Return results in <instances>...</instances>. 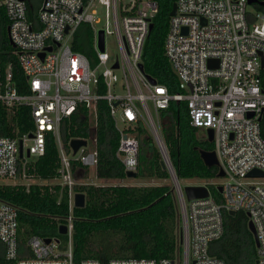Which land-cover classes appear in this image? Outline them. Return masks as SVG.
Segmentation results:
<instances>
[{"label": "built area", "instance_id": "built-area-1", "mask_svg": "<svg viewBox=\"0 0 264 264\" xmlns=\"http://www.w3.org/2000/svg\"><path fill=\"white\" fill-rule=\"evenodd\" d=\"M260 3L264 0L253 4L248 0H175V14L169 17L164 40V55L178 81L179 91L171 93L166 85L146 75L142 65L144 43L158 13L157 0H0L12 55L26 80L20 92L11 64L0 66V105L7 112L28 108L32 124L26 133L0 136V180L13 181L0 185L25 186L28 191L37 179L29 174V166L45 155L52 137L59 165L53 182L68 195L64 247L58 239L47 243L37 236L21 246L18 211L0 200V254L6 262L74 264V187L79 171L95 169L98 152L94 132L87 139H72L86 141L74 153L72 140L65 143L61 128L81 109L91 127L96 126L98 102L104 101L119 133L116 156L125 173L138 169V140L128 129L140 124L152 137L172 178L159 120L160 111L171 103H185L189 125L205 131L202 139L208 140L206 130L213 132L217 170L224 173L222 182L214 184L221 187L219 201L210 192L206 198L187 201L178 179H172L180 214V258L115 259L106 264H226L208 251L209 244L223 235V212L249 215L258 240L256 264H264V184L251 181L264 177H248L252 171L264 174L259 120L264 112V6ZM250 6L254 11L248 10ZM101 10L111 17L114 32L108 34L98 26ZM81 24L92 29L93 60L72 49ZM99 30L105 35L103 53L97 47ZM110 34L115 35L117 49L113 56L106 54ZM210 61H214L211 67ZM117 71L121 72L120 83ZM80 264L102 263L88 258Z\"/></svg>", "mask_w": 264, "mask_h": 264}, {"label": "trees", "instance_id": "trees-1", "mask_svg": "<svg viewBox=\"0 0 264 264\" xmlns=\"http://www.w3.org/2000/svg\"><path fill=\"white\" fill-rule=\"evenodd\" d=\"M158 13L153 27L144 43L142 65L146 75L166 85L171 93L178 92V81L164 55V40L168 31L170 12L175 0H157ZM261 9L260 7H256ZM31 17H34L29 12ZM8 21L0 9V66L11 64L13 80L20 92L26 80L7 36ZM72 49L95 58L93 32L88 24H81L72 40ZM264 88V70L261 72ZM30 111L21 107L7 112L0 105V136H14L28 132ZM163 141L167 156L176 178H217V167L208 168L200 158L199 150L212 151L213 144L199 137L200 131L189 125L185 103H171L159 113ZM261 136L264 139V112L260 120ZM138 140L137 179H170L163 170L161 155L149 133L142 125L128 129ZM94 132L98 161L95 175L99 180L126 179L122 164L116 156L119 133L104 101L98 102L96 126L91 127L87 113L81 109L62 124L61 135L65 141L89 138ZM58 151L52 137L48 138L46 153L29 166V174L37 179L53 181L57 178ZM212 197L220 200L217 186L207 184ZM75 193L85 195L84 208L72 210V249L74 264L84 259H97L102 264L115 259H169L180 254V214L177 195L167 185H75ZM0 200L18 211V238L21 246L37 236L42 239H58L62 247L67 237L59 233V226L66 224L68 195L59 185L25 186L0 185ZM223 235L209 244V254L226 264H256L257 249L252 233L248 229V217L243 212L230 215L223 212ZM0 264H11L0 254Z\"/></svg>", "mask_w": 264, "mask_h": 264}, {"label": "rangeland", "instance_id": "rangeland-1", "mask_svg": "<svg viewBox=\"0 0 264 264\" xmlns=\"http://www.w3.org/2000/svg\"><path fill=\"white\" fill-rule=\"evenodd\" d=\"M249 11H254L253 7H248ZM99 19L101 21L100 25H98L99 27H103L107 33L109 34L110 32H114V27L112 24V20L110 16L106 15V12L104 10L100 11L99 14ZM117 52V49L115 47V35L114 34H110L107 35V39H106V54L108 56H113L115 53ZM116 75L119 77V83H120V79H121V72L117 71ZM118 83V84H119ZM118 92L121 93L120 89H118ZM150 110L152 115L155 117V112L152 109L151 105L149 104ZM118 126L119 128L123 127V122L120 121V117L118 115ZM162 129V128H161ZM146 130V129H145ZM201 132V129L199 130ZM202 137V134L199 133V137ZM33 183H35L36 185L39 186H52L55 185L56 183H54L53 181H45L42 179H33L32 180ZM252 182L255 183H260V184H264V178L262 179H254L251 180ZM222 182L221 178H216L213 180H209V181H204L201 179H182L179 180V186L182 188V190L186 187V186H201L204 185L206 186L207 184H220ZM4 183H13L12 180H0V184H4ZM94 185V186H110V185H129V186H155V185H167L170 187H173L174 189V183L172 178L170 177V179L167 180H158V179H124V180H99L96 178L95 175V169H87V170H82L78 172V176H77V185ZM180 258V255H179Z\"/></svg>", "mask_w": 264, "mask_h": 264}, {"label": "water", "instance_id": "water-1", "mask_svg": "<svg viewBox=\"0 0 264 264\" xmlns=\"http://www.w3.org/2000/svg\"><path fill=\"white\" fill-rule=\"evenodd\" d=\"M256 2H257V0H248V4H253V3H256ZM260 5L264 6L263 3H260ZM175 10H176V5L173 4L172 11H171L170 15H174L175 14ZM151 28H152V24L150 25V29ZM104 42H105L104 31L103 30H99L98 33H97V47H98V49H99V51L101 53L104 52ZM10 44L12 45L11 41H10ZM46 50L47 51H51L50 48H47ZM40 56L43 58L44 55L41 54ZM213 64H214V61H210L209 62V66L210 67L213 66ZM114 68H117V64L114 66ZM140 68H142V67L140 66ZM262 69H264V59L262 60ZM150 80H151V82L153 84L155 83V81L153 79H150ZM115 105H117V104H115ZM251 116H252V114H249V117H251ZM259 120H261V118ZM206 134L208 136V141L212 142V140H213V132L211 130H206ZM85 145H86V141L85 140H72L71 143H70V146L72 147L74 153L81 146H85ZM199 154H200V158L202 159L204 165L207 166L208 168L217 167L218 166V162H217V159H216L215 154H214L213 151L199 150ZM20 156H22V147H21V145H20ZM160 164H161V167H162L163 170L167 169L164 160H162L160 162ZM223 174L224 173H223L222 169H219L218 173H217V178L223 177ZM125 176L128 179H135L136 176H137V173L136 172H126ZM248 177H264V174H262L260 172H257V171H252V172H250L248 174ZM172 179L177 181V178H176L174 173H172ZM217 190L220 193L221 192V187L218 186ZM183 193H184L185 198H186L187 201H191V200H194V199H200V198H206L209 195V191H208L207 187L203 186V185H201V186H186L183 189ZM84 206H85V195L83 193H76L74 195V207L75 208H84ZM229 214L230 215H234L235 213L234 212H230ZM248 216L249 215L247 214V217ZM248 229H249V231L252 233V235L254 237L256 247H258V240H257L256 232H255V229H254L251 221H248ZM59 233L61 235H65L67 233V227L65 225L59 226ZM45 242L48 243L49 239H46Z\"/></svg>", "mask_w": 264, "mask_h": 264}, {"label": "flooded vegetation", "instance_id": "flooded-vegetation-1", "mask_svg": "<svg viewBox=\"0 0 264 264\" xmlns=\"http://www.w3.org/2000/svg\"><path fill=\"white\" fill-rule=\"evenodd\" d=\"M200 133H201L202 135H204V134H205V131H201Z\"/></svg>", "mask_w": 264, "mask_h": 264}]
</instances>
